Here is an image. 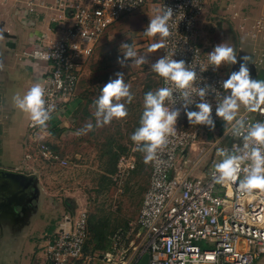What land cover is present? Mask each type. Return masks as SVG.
Segmentation results:
<instances>
[{"label":"built area","instance_id":"built-area-1","mask_svg":"<svg viewBox=\"0 0 264 264\" xmlns=\"http://www.w3.org/2000/svg\"><path fill=\"white\" fill-rule=\"evenodd\" d=\"M206 1L156 0V3L161 11L166 7L174 11L169 21L171 34L164 38L161 57L184 60L186 66L197 72L190 89V99L194 102L200 99L196 91L209 86L206 99L213 105L215 130L196 124L193 131L180 129L177 121L175 133L158 150L156 159L150 161L148 186L132 228L136 241L116 260L107 254L108 263L138 264L147 256L146 264H254L264 253V189L242 193L238 181L216 183L212 175L215 164L222 159L217 155L218 150L231 152L234 145L242 146L243 139L232 132L235 121L225 122L215 115L216 104L228 92L222 87L223 77L209 64L197 41V24ZM146 4L147 0H53V8L71 23L59 29L55 42L44 44L46 35L35 37L23 53L25 59L41 68V76L34 83L44 86L47 103L56 106L51 118L57 114L64 116L71 109L87 62L103 35L122 17L138 12ZM254 27L264 34V21H258ZM161 87L174 85L160 77ZM173 95L177 98L175 103L166 100L165 106L178 108L179 120L185 109L183 101L178 99L179 93ZM188 110H197L195 104L189 105ZM237 118H243L246 125L264 122V104L255 112L245 110ZM50 121L46 127H40L29 119V139L25 142L29 153L25 159H32L30 152H34L40 161L65 168L68 160L44 140ZM136 148L133 144L131 153ZM193 152L195 159L185 170L183 164ZM200 163H204L202 177L192 178ZM133 167L132 154L118 158V174ZM243 175L241 171L239 179ZM87 236L86 210L66 214L55 231L41 240L39 249L45 263L75 264L83 256Z\"/></svg>","mask_w":264,"mask_h":264},{"label":"rangeland","instance_id":"rangeland-1","mask_svg":"<svg viewBox=\"0 0 264 264\" xmlns=\"http://www.w3.org/2000/svg\"><path fill=\"white\" fill-rule=\"evenodd\" d=\"M208 1L211 3L205 7L197 24L198 43L208 58L207 54L213 47L218 42H224L234 47L239 61L243 56H240L236 49L237 46H242V43H237L239 42L236 39L237 30L256 18L264 17V0ZM157 10L159 9L156 0H147V4L141 10L122 17L98 42L80 79L76 98L71 104V108L74 109L70 110V116L68 114L64 116L66 119L63 123L67 121L66 126L50 133V147L68 160L67 167L50 166L37 159L36 153L29 160L21 157V161L16 165L13 163L16 160L13 161L11 157H17L18 146H13L14 150L7 153L6 158H0V166L3 169L20 170L25 175L37 179L34 189L36 195L39 193L42 198L40 200L37 197L33 198V202H36L35 209H38V204L45 206L46 202L52 205V209L57 206L64 207V214L62 213L60 219L49 221L40 228L38 220L29 221L31 214H27L24 222L28 223V227L30 224L31 226L27 229L26 237L19 240L15 222L0 214V264H29L32 256L39 252L40 240L51 233V228H55L62 217L77 210H86L88 224L95 231L90 232L86 253L75 264H112L106 261L107 254L116 260L122 251L127 250L131 243L136 241L132 228L148 186L150 162L145 163L144 153L138 150L131 153L134 142L130 137L140 126L145 93L160 88V77L151 70V63L160 58L161 49L149 52L150 45L159 42V35L148 37L143 33L150 18L158 14ZM240 39L243 41L241 37ZM248 41L245 47L256 49L257 52L244 55L250 57L248 66L252 67L251 63H255L256 66L258 59H262L264 65V44H255L249 38ZM122 43L132 45L137 56H146L148 62L136 65L134 60L129 59L121 66L117 58H122L126 51L120 47ZM232 66L222 64L218 69L225 80L233 71ZM249 70L250 73L253 71L252 79L264 80V66L256 67L257 76L256 70ZM118 72L124 74L125 82L131 86L130 91L133 94L131 103H127L126 98L121 101L125 103L128 115L123 119H113L110 124L103 127H96L93 101L99 96L103 85L110 79H115ZM245 110V106L241 105L237 115ZM54 120L55 116L51 118V122L54 123ZM88 123L93 125V129L82 132ZM178 127L193 131L195 124L190 125L184 113L178 120ZM208 136L212 137L211 134ZM26 137L27 129L21 140L23 149ZM9 140L7 136L3 140L8 148ZM130 154L134 157L133 169L118 174L116 168L118 158ZM195 155V152L189 153L187 163L183 164L185 170L190 168ZM203 166L204 163H200L191 177H202ZM45 217L46 214L41 215L43 220ZM254 264H264V253L257 257Z\"/></svg>","mask_w":264,"mask_h":264},{"label":"clouds","instance_id":"clouds-1","mask_svg":"<svg viewBox=\"0 0 264 264\" xmlns=\"http://www.w3.org/2000/svg\"><path fill=\"white\" fill-rule=\"evenodd\" d=\"M157 13L150 18L143 32L145 36L159 35L161 38L159 42L150 45L149 52L164 48V38L171 34L169 21L174 15L173 9L166 7L165 10H157ZM0 39H3L2 30H0ZM120 47L126 49L122 58H117L121 66H124L129 59L134 60L136 65L148 62L146 56H137L132 45L122 43ZM207 55L208 62L214 66V70H218L222 64L239 63V70L232 71L228 78L221 82L223 89L229 90V94L216 104L215 115L225 122L235 121L232 132L236 136H242L243 139L242 146L234 145L231 152L228 149L218 150L217 155L222 159L214 166L213 179L216 183L238 181L242 193L264 189V122L246 125L243 118H237L241 105L245 106L248 112H255L264 104V80L252 79L248 67L250 57L243 56L238 61L234 48L224 42L216 44ZM2 68L3 64L0 62V69ZM151 70L166 83L172 82L174 87H161L154 92L145 93L140 126L130 137L137 146L136 150L144 153L145 163L156 159L158 150L167 144L169 136L176 131L180 110L165 106L166 100L175 103L177 99L173 95L175 92L179 93L178 99L183 101L182 107L190 125H204L210 130H215L216 126L212 116L213 105L206 99L209 86L205 85L196 91V95L200 98L198 103L190 99V89L196 80L197 72L186 66L184 60H176L164 55L151 63ZM115 75L116 78L110 79L103 85L99 96L93 101L96 127H103L110 124L113 119H123L128 115L125 103L121 101L126 98L127 103H131L133 99L131 86L125 82L122 72ZM12 99L17 109L28 114L34 126L46 127L51 114L56 110L54 104L47 103L45 88L39 82L34 83L22 95L16 93ZM191 104H195L196 111L188 110ZM92 129L93 125L88 123L81 131ZM244 164L246 166L242 168ZM241 171L244 175L239 179Z\"/></svg>","mask_w":264,"mask_h":264},{"label":"crops","instance_id":"crops-1","mask_svg":"<svg viewBox=\"0 0 264 264\" xmlns=\"http://www.w3.org/2000/svg\"><path fill=\"white\" fill-rule=\"evenodd\" d=\"M210 3L211 2L207 0L204 9L205 7L209 6ZM258 21L263 22L264 17L256 18L250 23L246 24L244 27H240V29L237 30L238 32L236 34V39L239 40V42L237 43H242L241 47L240 45L239 47H236L240 56L249 54V52L257 53L255 51L256 49L252 50V48L248 49L245 47V43L249 42L248 38L251 41H254L255 44H264V34L258 33L254 30V26ZM70 23L71 21L65 20L63 14L60 11L53 8V0H0V30H2L3 32V39H0V62H2L3 64V68L0 69L1 159L6 158L7 153H12V151L14 150L13 146H18L17 148L19 149V151H17V157H11L13 161L16 160L14 162L12 161L16 165L21 161V157H23L25 160L26 153H29V151H27V148L24 146L25 142L29 139L28 134L26 139L23 141L24 149L22 147L21 140H23L24 138L25 130L27 129V124L30 117L28 116V114L23 113L19 109H17L14 106L12 99L16 93H20L22 95L28 88L33 85L34 81L39 79L41 76V68L33 65L29 60L24 58L23 53L29 48V41L35 37L43 38V36L46 35L47 38L46 40H44V44L53 43L55 42V40H57L59 29L61 27L69 25ZM240 37L243 39V41L240 39ZM262 61V59H258L256 66L254 65L255 63H251L252 67L248 66L249 69L256 70L257 66H264L262 64ZM231 69L233 71H238L239 63L235 64V66L233 65ZM257 71L258 70L255 71L256 76ZM252 72L250 73V75L252 74ZM223 79L225 80L224 77ZM70 110L65 112L64 116L66 114L70 116V112L72 111ZM64 116H61V114L55 115L54 123L50 121L49 126L47 127V129H45L44 140L49 144V146H51V143L49 142L50 133L58 131V129L62 126H66L67 121L63 123V121L66 119V117ZM5 136L10 138L8 143L9 148L6 147L3 142ZM54 151L57 152L56 150ZM14 152L16 153V151ZM57 153L61 156L59 152ZM30 154H32V156L33 154L35 155L34 152H30ZM0 168L3 169V167L1 166ZM12 170L15 171L14 169ZM16 172L22 173L20 170H17ZM34 188L35 186L31 188V192H28L26 194V198H20L19 203L23 206L24 211L21 210L18 206L13 209L14 212L20 213V216L17 217V222L14 221L16 230L18 231V240L26 237L27 229H29V227L31 226L30 224V226L28 227V223L24 222L25 219H27V217H24V213L26 215L31 214V219H29V221L31 220V222L33 220H38V225L40 228L41 226L43 227L48 224L49 221L51 222L53 220H56L57 218L60 219L64 210L63 206H57L55 207V209H52V205H48V202L44 204L45 206H42V204H40L39 206L38 204V209H35L36 202H33V198L34 195H36V191ZM37 194V198L40 200L42 196L39 193ZM78 211L79 210H77L76 212ZM41 213L47 215L44 220L41 218ZM57 225L58 223H56L55 228H51L50 234L55 231ZM40 243L41 240L39 242V246ZM29 264H46L45 259L40 252V249L38 253L32 256Z\"/></svg>","mask_w":264,"mask_h":264},{"label":"water","instance_id":"water-1","mask_svg":"<svg viewBox=\"0 0 264 264\" xmlns=\"http://www.w3.org/2000/svg\"><path fill=\"white\" fill-rule=\"evenodd\" d=\"M36 182L37 179L33 176L0 168V193L3 194L2 197L4 199V204L0 205V214H4L17 222V217L20 216V213L14 212L13 209L18 206L23 210V206L16 202V199L18 197L21 199L26 198L28 189L34 187ZM34 197H37V195H34ZM26 216L24 213V217ZM146 263L147 256H144L138 264Z\"/></svg>","mask_w":264,"mask_h":264},{"label":"trees","instance_id":"trees-1","mask_svg":"<svg viewBox=\"0 0 264 264\" xmlns=\"http://www.w3.org/2000/svg\"><path fill=\"white\" fill-rule=\"evenodd\" d=\"M94 231H95V230L92 228V226L88 224V236H87V240H86V242H85L84 248H83V254L86 253V250H85V249H86L87 241H88L89 236H90V232H91V233H94Z\"/></svg>","mask_w":264,"mask_h":264},{"label":"flooded vegetation","instance_id":"flooded-vegetation-1","mask_svg":"<svg viewBox=\"0 0 264 264\" xmlns=\"http://www.w3.org/2000/svg\"><path fill=\"white\" fill-rule=\"evenodd\" d=\"M31 190H32V189L29 188V189H28V192H31ZM2 196H3V194L0 193V205H1V204H4V203H3L4 199H3ZM16 202H18V203L20 202V198H19V197L16 199Z\"/></svg>","mask_w":264,"mask_h":264}]
</instances>
